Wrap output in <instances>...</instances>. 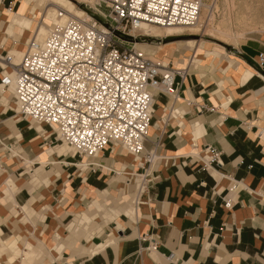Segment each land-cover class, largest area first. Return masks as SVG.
Instances as JSON below:
<instances>
[{"label":"crops","instance_id":"crops-1","mask_svg":"<svg viewBox=\"0 0 264 264\" xmlns=\"http://www.w3.org/2000/svg\"><path fill=\"white\" fill-rule=\"evenodd\" d=\"M21 6V0H0V50L15 58L32 36L12 22ZM19 14L31 17L28 8ZM207 49L210 58L191 66L183 80L177 77V100L155 92L144 143L145 152L156 155L150 180L139 209L121 204L113 216L101 213L99 199L115 191L116 171L129 177L122 189L132 192V176L143 171L139 158L121 162L124 152L106 148L92 160L100 168L85 170L71 149L52 146L50 130L8 116L16 112L12 90L0 88V151L8 152L0 156V236L9 235L0 238V264L33 257L30 264H264V65L256 64L264 31H245L236 54ZM173 109L179 114L171 116ZM205 146L221 151V166H204ZM23 161L38 166L14 176ZM233 183L238 187L228 210L223 197ZM97 217L110 221L99 233L92 228ZM84 224L89 233L73 243ZM39 249L43 257L35 256Z\"/></svg>","mask_w":264,"mask_h":264},{"label":"built area","instance_id":"built-area-1","mask_svg":"<svg viewBox=\"0 0 264 264\" xmlns=\"http://www.w3.org/2000/svg\"><path fill=\"white\" fill-rule=\"evenodd\" d=\"M203 0H92L91 6L114 29L131 36L148 34L143 26L189 28L197 24ZM188 32L184 30L181 35ZM92 17H75L52 25L42 39L30 37L19 62L0 50V85L12 86L17 115L51 130L54 140L65 143L85 170L100 168L99 153L115 147L139 156L136 205L150 180L154 150L145 152L155 92L178 99L180 82L190 68L163 64L153 55L128 46ZM256 64L262 68L264 53ZM213 109V108H210ZM179 114L177 109L169 111ZM29 121V122H30ZM28 122V123H29ZM51 136V135H50ZM48 136V137H50ZM46 137V138H48ZM204 166L222 165L221 151L205 146ZM148 164L147 168L144 167ZM233 183L223 197L230 210ZM140 200V202H138ZM134 201V200H133ZM152 248H155L153 245Z\"/></svg>","mask_w":264,"mask_h":264},{"label":"rangeland","instance_id":"rangeland-1","mask_svg":"<svg viewBox=\"0 0 264 264\" xmlns=\"http://www.w3.org/2000/svg\"><path fill=\"white\" fill-rule=\"evenodd\" d=\"M63 1H67V2H70V3H73L74 4V1L75 0H42V2H43V5L41 6V7H39L38 8V12H37V14H36V17H37V19H36V24L37 25H40V23L41 22H43L44 23V25H49V27H50V25H52V24H50V22L48 21V20H46L45 19V17H44V7L46 6V7H50V6H55V8H56V12H57V14L58 15H60V14H64L63 16H67V17H70V16H72V14L64 7V4L62 5V2ZM228 1L229 0H218V2H217V4H218V11H216V13H215V17H214V26H217L218 25V23L219 22H221L223 19L225 20V25H227V28H230V29H232V31L233 32H245V31H248V30H257V31H261L262 29V31H264V0H234V2H235V6H236V9H235V14H234V16L235 17H233V15H232V17H231V20L229 19V15H228V13H229V6H228ZM50 3V4H49ZM88 6H89V4H87ZM38 15V16H37ZM241 15H246V17H247V19H248V21L250 20L251 22H252V24H248V23H246V22H243V23H239L238 22V20H239V16L241 17ZM43 16V17H42ZM228 18V19H227ZM232 19H234V20H232ZM45 21V22H44ZM48 22V23H47ZM239 24H238V23ZM43 23H41V24H43ZM237 23V24H236ZM254 28V29H251V28ZM185 29V28H184ZM189 33V32H188ZM188 33L185 35V36H187L188 35ZM190 36H194V37H192V38H194V39H197V38H202L203 40H204V42H205V46H204V48H217V49H220V50H222L223 52H225L226 50L227 51H231V50H228L227 49V47H226V45H224V44H227V46L228 45H230V46H232L230 43H224V42H222V41H220V40H218V39H216V38H213V37H211V36H208L206 33H204L202 36L199 34V33H196V34H189ZM178 36H182L181 34L180 35H178ZM240 38H238L237 39V44H238V40H239ZM152 42H154L153 40H152ZM171 42H176V41H169V42H166V43H168L167 45H163V44H165V43H159V44H151V45H160L159 47L160 48H156V47H149V46H147V45H143V46H141V47H138L137 49L138 50H140V51H142V52H146V50L147 51H149V53H148V55H153L154 57H156L157 59H163L165 62H167L166 60L167 59H170V58H173V60H174V65H177V66H179V65H181V64H183L184 63V60H183V57H185L186 59H187V57H189V55L188 54H190L191 52H192V49H190V48H184V49H175L174 48V44H169V43H171ZM224 43V44H223ZM128 44V46H130V45H135V43H126V45ZM146 44H148V43H146ZM8 46V44H6L5 45V47H7ZM233 47V46H232ZM145 48V49H144ZM142 49V50H141ZM144 49V50H143ZM145 54H147V53H145ZM160 54H162V56H159ZM234 54H236L235 52H234ZM179 57V58H178ZM179 59L180 60V62H178L177 64L175 63V59ZM176 67V66H175ZM10 100H14L13 98H12V95L10 96ZM17 113V110H16V112L15 111H13V110H9L8 111V116H12V115H17L16 114ZM30 120H28V121H26V122H24L23 124L24 125H28L30 122H29ZM29 122V123H28ZM44 130H46V131H48L49 132V130H51L49 127H42ZM33 129H31V131H32ZM41 132H43V131H41ZM37 135H40L39 133H37ZM54 137H55V134L54 133H52L51 134V136L49 137V139H48V141H53V144H52V146L53 145H55V144H62L60 141H55L54 140ZM11 141V140H10ZM5 143L6 144H8L9 142H8V140L7 141H5ZM13 143L11 142L10 143V145H7V146H11ZM16 145V144H15ZM17 146V145H16ZM105 149H103L102 151H104ZM27 151V150H26ZM101 151V152H102ZM114 151H116V153H121V152H124V155L120 158V160H121V162H123L124 160H126L127 159V157H131L129 154H127V152L126 151H124V150H122L120 147H115V149H114ZM66 152H69V151H65V153ZM100 152V153H101ZM7 151H0V156L2 157V159H5V157H4V155H7ZM99 153V154H100ZM132 158V157H131ZM80 159L81 158H79V157H77L76 156V161L78 160L79 162H81L80 161ZM90 161H92V159L90 160ZM23 163H24V161H23ZM18 166L19 165H22V161H20L18 164H17ZM15 166V165H14ZM35 166H38L37 164H35V165H31V164H25L24 163V166L23 167H21L20 169H18L17 170V172H16V174L14 175V176H17V174L18 173H20V172H22V171H24V170H26L28 167H30V168H34ZM124 173V172H123ZM123 173H121L120 175H118L117 174V171L116 172H113V180H115V182H118L117 184V186H116V189H115V191L113 190V192H111V193H109V194H106V195H102L101 197H100V199H99V202H100V205L102 206V208H101V213H105L106 212V214H107V216H113L114 214H119L117 211H119V205H121V204H123V205H131V206H134V202L136 201V197H137V193H136V189H137V186H135L134 188H133V190H132V192H129V191H126V192H128V193H126V192H124V190L122 189V188H127V186H126V183L128 182L127 180H126V178H129L127 175H125L124 176V174ZM28 173H25L24 175H23V178L25 179V180H28ZM132 181H134V179H135V182L137 183L138 182V177H133L132 176ZM31 185L33 186L34 184H32L31 183ZM36 186H38V185H36ZM35 186V187H36ZM131 191V190H130ZM124 196V197H123ZM123 197V198H122ZM8 200H12L11 198L10 199H8ZM134 200V201H133ZM15 203V202H14ZM87 205V204H86ZM85 205V206H86ZM84 206V207H85ZM82 208V207H81ZM100 213V214H101ZM71 218H74V214H73V216L72 217H70L69 218V220H68V222L71 220ZM25 218H23V220H24ZM114 220V219H113ZM94 221V222H93ZM92 222H93V226H92V228H93V231L96 233V232H101V231H98V229L100 228V229H102L103 228V226H105L106 224H108L110 221H108V222H104V220L102 219V218H100V217H97V218H95V220H93ZM112 221V220H111ZM27 222V221H26ZM24 223V224H26L27 225V223ZM68 222H66V225H68ZM65 225V230L67 231V233L69 232V229L67 228V226ZM84 226L86 227L85 229H84ZM89 227H91L89 224L87 225V224H84L83 226H81L80 228H82L81 230H79V232H78V236L77 237H71V239H73V243H78L79 242V239L77 240V238H80L81 237V235L83 234V232L85 233V234H88L89 233ZM26 230H28V229H26ZM12 236H17V235H20V234H18V233H16V234H11ZM10 235V236H11ZM9 235H7V234H5L4 236H0V238L2 239V240H4L5 238H7ZM111 239L113 238V236H111L110 237ZM68 240V239H67ZM22 242V240L20 241V243ZM44 250L43 249H39L37 252H36V255L35 256H37V253L38 254H42V257H43V254H44ZM7 255V254H6ZM33 259H34V257H33ZM33 259H31L30 261H25V260H23V261H20L21 259L20 258H16V262H17V264H19L20 262H21V264H30V263H32L33 262Z\"/></svg>","mask_w":264,"mask_h":264},{"label":"bare ground","instance_id":"bare-ground-1","mask_svg":"<svg viewBox=\"0 0 264 264\" xmlns=\"http://www.w3.org/2000/svg\"><path fill=\"white\" fill-rule=\"evenodd\" d=\"M91 2H92V0H75L74 4H73V3H70L67 1H63L62 5L64 4V7L72 14V16H70V17L63 16L64 14L58 15L59 13L57 14V12H56L57 10H56L55 6H50V7L45 6L43 8L44 9V17L52 25L62 24L67 19L75 18V17L90 18L91 16L85 12L84 6H88L87 4H89V6L92 7ZM217 2H218V0H203L198 22H197V24H195L192 27L184 29L181 27H178V28H160V27H156V26H143L142 28L144 29V32L148 33V34H144L143 36L160 37V38L174 37V36L180 35L181 32L186 30L187 32H189L187 36H190L189 34L193 35L196 33H199L202 36L204 33H206L208 36L216 38V39H218L224 43H230L233 46V47L231 46L232 48L237 47V39L241 38L244 35L243 32L242 33L237 32V31L233 32L232 29L227 28V25H225L224 19L221 22H219L217 26H214L213 22H214L215 13H216V11H218V8H219ZM21 3H22V6L20 7L19 11L15 13V16L13 17L12 22L17 26H20L21 28L26 29L30 33V36L36 35L37 39H39V40L42 39L47 34L48 29L52 26V25H50V27H49V25H44L43 22H41L43 24L40 23V25L36 24V19H37L36 14L38 12V8L43 5L42 0H21ZM228 6H229L228 15H229V19L231 20L232 15H233V17H235L234 12H235L236 6H235L234 0H229ZM27 8L31 12V17L29 16L30 18L23 17L22 15L19 14V13H22ZM247 17H246V15H241V17L239 16L238 22L239 23L246 22L248 24H252V22L250 20L248 21ZM232 20H234V19H232ZM251 29H254V28L252 27ZM192 37H194V36H190V37H187L184 39H176V40H174L176 42L169 43V44H174V48L176 50L177 49L179 50L180 48L181 49H184V48L185 49L186 48L192 49L193 55L189 56L190 59H192V63L190 65V67L191 66H199L204 58H210V56L213 53L210 49H207V48L204 49V46L206 44L202 38L194 39ZM134 43H135V45H130V46L134 47L135 49H137L138 47H141L143 45H147L149 47L160 48L159 47L160 45H158V46L157 45H151V43L146 44V42H134ZM161 43H164V42H161ZM124 44H126V43H124ZM167 44L168 43H165L163 45H167ZM224 45H227V44H224ZM228 46H230V45H228ZM230 52H232V51H230ZM145 53L148 54L149 51L146 50ZM159 56H162V54H160ZM21 57L20 58L14 57V61L19 62ZM158 60L160 62H162L163 64L168 63V62H165L163 59H158ZM183 60H184V63H186L187 60L184 57H183ZM246 76H249V73H247ZM0 88H1L2 92H3V90H5V88H10L12 90L11 85L8 87H2L0 85ZM1 90H0V92H1ZM13 106L16 108L15 110H17V104L15 101L13 102ZM17 118L24 120V118L20 117L19 115H17ZM30 124H39V123H35L34 121L31 120ZM39 125L41 127H44L41 124H39ZM52 130H56L55 126H53ZM52 130H50V131L52 132ZM147 133H148V131H147ZM62 145L66 149H70L65 143H62ZM124 151H126V150H124ZM127 154L131 155L128 152H127ZM131 156H133V155H131ZM135 157H138L139 161L141 160V158L139 156H135ZM138 181H139V179H138ZM137 185H138V182H137ZM137 189H138V186H137ZM137 189H136V193H137ZM137 195H138V193H137ZM138 202H140V200H138ZM136 203H137V201L134 202V207L133 206L129 207V210H131V212H132L133 208H134V210L136 207L139 209V205H136Z\"/></svg>","mask_w":264,"mask_h":264},{"label":"water","instance_id":"water-1","mask_svg":"<svg viewBox=\"0 0 264 264\" xmlns=\"http://www.w3.org/2000/svg\"><path fill=\"white\" fill-rule=\"evenodd\" d=\"M85 12L88 13L93 19H95L98 23L103 25L105 28L108 30L112 31L113 35L119 38L122 41L128 42V43H134V42H146V43H151V44H159L161 42H169L173 41L176 39H184L190 36H174V37H165V38H160V37H151V36H143V35H136V36H131L124 34L116 29L111 25L110 22L105 20L101 15H99L92 7L90 6H84ZM152 40L154 42H152ZM228 50H231L233 53H237V50L232 48L231 46H227Z\"/></svg>","mask_w":264,"mask_h":264}]
</instances>
